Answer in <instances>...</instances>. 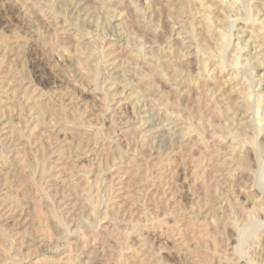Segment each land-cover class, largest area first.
I'll use <instances>...</instances> for the list:
<instances>
[{
	"label": "rangeland",
	"instance_id": "rangeland-1",
	"mask_svg": "<svg viewBox=\"0 0 264 264\" xmlns=\"http://www.w3.org/2000/svg\"><path fill=\"white\" fill-rule=\"evenodd\" d=\"M0 264H264V0H0Z\"/></svg>",
	"mask_w": 264,
	"mask_h": 264
},
{
	"label": "bare ground",
	"instance_id": "bare-ground-1",
	"mask_svg": "<svg viewBox=\"0 0 264 264\" xmlns=\"http://www.w3.org/2000/svg\"><path fill=\"white\" fill-rule=\"evenodd\" d=\"M204 1V0H203ZM205 5V4H204ZM210 14V13H209ZM210 17V16H209ZM37 78H38V76H37ZM41 83H43L44 85H49L50 84V80L48 79V78H44L43 80H41L40 81ZM168 99V98H167ZM166 102V101H165ZM174 105V104H173ZM41 116V115H40ZM200 117H201V115H200ZM205 120V119H204ZM206 122V121H205ZM200 134V133H199ZM218 137V136H217ZM199 138H200V136H199ZM201 139H202V137H201ZM200 139V140H201ZM252 144H253V142H252ZM252 146H254V145H252ZM254 150V149H253ZM239 162H241V161H239ZM238 162V163H239ZM8 212V211H7ZM235 222V221H234ZM237 223V222H236Z\"/></svg>",
	"mask_w": 264,
	"mask_h": 264
}]
</instances>
